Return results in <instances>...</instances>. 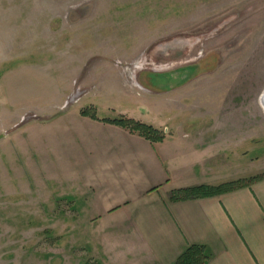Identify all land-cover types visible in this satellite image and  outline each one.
<instances>
[{
    "label": "rangeland",
    "instance_id": "1",
    "mask_svg": "<svg viewBox=\"0 0 264 264\" xmlns=\"http://www.w3.org/2000/svg\"><path fill=\"white\" fill-rule=\"evenodd\" d=\"M263 91L264 0H0V264H97L95 240L128 264L60 134L80 111L238 116L248 163L264 161Z\"/></svg>",
    "mask_w": 264,
    "mask_h": 264
},
{
    "label": "crops",
    "instance_id": "2",
    "mask_svg": "<svg viewBox=\"0 0 264 264\" xmlns=\"http://www.w3.org/2000/svg\"><path fill=\"white\" fill-rule=\"evenodd\" d=\"M208 118L206 127L188 129L186 123L205 118L177 119L167 128L138 118L165 125L159 142L90 117L68 118L72 124L59 128L74 143L66 151L82 195L93 199L90 219L103 235L116 236L113 248L126 252L128 264H174L189 244L204 247V264H264V177L216 196L171 200L175 189L264 174V161L245 163V150H237L244 122L223 112ZM95 241L96 263L106 264Z\"/></svg>",
    "mask_w": 264,
    "mask_h": 264
},
{
    "label": "trees",
    "instance_id": "3",
    "mask_svg": "<svg viewBox=\"0 0 264 264\" xmlns=\"http://www.w3.org/2000/svg\"><path fill=\"white\" fill-rule=\"evenodd\" d=\"M81 115L91 119H98L95 112L89 113L86 110L80 111ZM102 121L119 125L132 133H136L150 142H159L163 139L162 132L145 122L135 120L131 117L119 116L114 118H103ZM264 174H258L249 178H240L234 181L223 182L218 185H198L193 187L175 189L171 193V200L180 201L196 199L209 196H216L225 192L248 186L252 182L262 179ZM208 256L204 253V247L196 244H189L186 249L177 257L174 264H204Z\"/></svg>",
    "mask_w": 264,
    "mask_h": 264
},
{
    "label": "water",
    "instance_id": "4",
    "mask_svg": "<svg viewBox=\"0 0 264 264\" xmlns=\"http://www.w3.org/2000/svg\"><path fill=\"white\" fill-rule=\"evenodd\" d=\"M260 101H261V104L263 105L264 107V91L262 92L261 96H260Z\"/></svg>",
    "mask_w": 264,
    "mask_h": 264
}]
</instances>
